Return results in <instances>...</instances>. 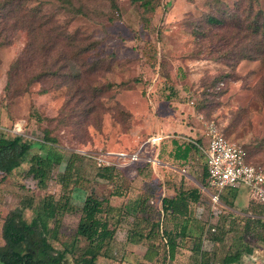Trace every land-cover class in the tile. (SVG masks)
<instances>
[{"label": "rangeland", "instance_id": "rangeland-1", "mask_svg": "<svg viewBox=\"0 0 264 264\" xmlns=\"http://www.w3.org/2000/svg\"><path fill=\"white\" fill-rule=\"evenodd\" d=\"M69 1L85 13H77L68 0L27 3L53 18L51 26L58 43L48 53L40 52V36L35 42L33 33L22 25L0 21V133L10 136L6 129L19 122L23 140L32 143L22 163L0 183V246L4 244L1 229L8 212L29 202L36 206L48 196L59 202L68 197L69 208L55 215L60 223L56 239L49 238L58 249L71 244L88 194L107 197L117 188L121 196L119 200L113 198L117 206L134 208L137 184L129 182V170L120 169L124 167L116 166V159L111 157L109 166L116 171V177L107 181L97 173L102 166L96 158L138 148L147 158L144 148L152 128L161 121H176L178 117L172 116V111H180L182 120L197 128L199 140L207 141V127L212 122L227 138L243 146L248 163L264 170V44L251 34L229 44L232 27L237 23L232 20L233 26L229 27V16L223 28L205 22L207 15L219 16L227 10L246 26L258 10L264 12V0H156L152 11L131 0ZM44 30L40 31L44 34ZM68 34L77 36L79 47L90 42L82 39L84 36L97 42L96 47L76 59L86 63V74L69 58V83L47 77L30 79L33 70L45 68L53 61L52 55L59 56ZM34 47L36 57L28 68L13 71V64L23 61L27 50ZM243 47L256 51L258 58L235 64L229 51ZM70 48L73 51L67 52L72 56L76 51ZM93 63L96 69H91ZM79 85L97 87L99 92L94 97L85 94L82 101L78 95L70 100ZM88 111L90 116L83 118ZM46 131L55 139L52 150L63 160L52 167L45 186L40 187L28 174L29 158L49 150L43 142ZM71 153L76 157L62 184L59 175ZM200 157L204 161V155ZM119 174H123L122 179ZM205 186L212 191L209 184ZM234 192L233 196V192L224 190L223 200L215 209L208 195L202 193L193 226L195 235L186 240V246L199 243L208 252V264H221L223 256L235 247L244 252L239 264H264V243L253 221H264V210L254 205L245 186L240 185ZM22 212L28 221L34 216L31 207H23ZM131 220L128 217L117 230L110 256L97 258V264L142 262V258L131 256L133 252L124 242L125 226ZM56 222L49 220L48 225L53 227ZM211 227L215 230L211 231ZM85 245V240L79 238L74 253L66 255V264H75L74 256ZM246 246L251 248L249 253L244 251ZM193 261L191 251L184 249L164 264H194Z\"/></svg>", "mask_w": 264, "mask_h": 264}, {"label": "trees", "instance_id": "trees-1", "mask_svg": "<svg viewBox=\"0 0 264 264\" xmlns=\"http://www.w3.org/2000/svg\"><path fill=\"white\" fill-rule=\"evenodd\" d=\"M29 0H0V21L5 20L4 24L11 25L19 24L24 29L33 33L32 40L41 38L40 52L48 53L57 47L58 37L54 34L53 18L50 15L40 13L41 10L36 7H28ZM139 2L143 9L152 11L156 6V0H131ZM68 5L73 7L77 13L84 14L81 7L74 8L73 4L68 0ZM225 11V12H224ZM223 14L219 16L207 15L205 22L210 25L223 28L226 25V17L229 16V27L233 26L232 20H236L234 29L231 30L232 36L229 38V44L235 39H242L244 36L251 34L254 38H259L264 44V12L258 10L250 20L243 26L239 22L235 13H230L227 10L221 11ZM228 12V13H227ZM231 20V21H230ZM42 28L44 34L40 31ZM231 28V29H232ZM65 32V31H63ZM66 33V32H65ZM36 34L38 35L36 38ZM69 35V34H68ZM66 42L63 43L62 52L57 58L53 55L50 57L53 61L47 63L39 71L31 72L30 79L40 80L44 77L58 81V83L67 84L70 82V76L67 73L66 61L71 58L79 64L84 74H86V63L78 62L77 57L82 53L96 47L97 42L91 40L89 36H84L82 39L90 40L87 44H82L79 47V42L76 35L65 37ZM31 44V42H30ZM32 44L34 42L32 41ZM74 48L76 53L72 56L68 55L67 50ZM73 51V50H72ZM260 51L261 50H257ZM36 49H28L23 61L17 60L12 70L27 69L30 61L35 58ZM258 54L252 49L240 48L237 51H229V57L235 59V64L243 59H255ZM77 59V60H76ZM91 69H96L95 64ZM48 80V81H51ZM47 91V88L42 90ZM99 92L97 87L79 85L76 88V94L71 96V99L78 95L80 101L86 98L87 93L93 97ZM94 99V98H93ZM91 111L85 115L90 116ZM47 132V131H46ZM10 133V132H9ZM4 135L0 133V183L3 181L6 174L11 173L18 167L32 143L23 140L21 134ZM227 137V136H226ZM200 141V140H198ZM44 143L49 145V150L45 154L35 153L29 158L28 174L36 181L37 185L44 187L46 180L54 165L62 162V155L52 150V145L55 139L45 134ZM42 142V143H43ZM43 143V145H44ZM203 147L205 145H202ZM246 152V151H245ZM75 154L71 153L65 161V169L59 175V181L64 184L68 173L71 171L74 163ZM247 160V158H246ZM202 185H207V173L205 161H202ZM98 175L107 181L113 180L116 176V171L112 167H102L98 170ZM206 187V186H205ZM237 188H228L229 192H233ZM227 190V189H225ZM224 192V191H223ZM220 195V201L223 200L224 194ZM113 195H119L118 189L113 190ZM199 198V193L196 189L188 192L177 193L174 198H163L161 209L163 215L161 217L160 210L150 203L149 198L139 197L134 206V214L131 217V225L124 230L125 242L133 244H142L145 247V253L142 256V262L139 264H164L165 260L173 261L176 258L178 250L186 249L191 251L194 264H208L210 258L208 252L200 248V244L193 242L191 247L186 246V240L195 235L192 229L188 228V223L176 222L173 226L168 225V220L175 217L181 210L186 209L189 203H196ZM257 207L264 210V205L252 200ZM191 205V204H190ZM31 207L34 216L28 221L23 216L22 208ZM69 208L68 197L65 201H54L51 196L43 198L36 206L29 204L21 205L14 208L6 215L2 224L1 236L4 244L0 246V264H66V255L73 254L75 244L79 238H83L86 245L81 249L80 253L74 256L75 264H97V258L110 256V247L117 230L127 221L129 214L123 211L120 207L110 204L107 197H101L96 194H88L80 208L81 216L77 223L73 240L69 246H64L62 249L56 248L49 238L56 239L60 223L56 222L55 215ZM192 212V208L190 210ZM189 219V216H187ZM49 220L56 222L55 226H49ZM258 227L260 239L264 243V221L257 218L253 220ZM161 227V232H160ZM195 243V244H194ZM244 251L249 253L251 248L244 247ZM243 250L235 247L233 251L225 254L221 260V264H239ZM162 258V259H161Z\"/></svg>", "mask_w": 264, "mask_h": 264}, {"label": "crops", "instance_id": "crops-1", "mask_svg": "<svg viewBox=\"0 0 264 264\" xmlns=\"http://www.w3.org/2000/svg\"><path fill=\"white\" fill-rule=\"evenodd\" d=\"M170 114H172V116L177 115L176 117L178 118L176 121H161L156 127L152 128L151 136L159 134L166 137L155 144H145L144 149H147L148 152L147 158L141 156L138 160L139 162L133 167L129 165L134 163H130L128 165H123L122 167L124 168L120 169L123 171L124 169L129 170V182H135L137 184L136 189L134 190L137 193V197L139 198L145 195V197L149 198L150 203L160 210L161 217L163 215L161 209L163 198L171 199L174 198L177 193H186L190 190L196 189L199 193L198 201L196 203L191 202L187 205V214H184L186 213V209H184L176 214L175 217L168 220L169 226H173L176 222H182L183 224L187 222L188 228L194 231L193 226L195 218H197V210L202 193H205L209 197V192H211L207 187L202 185V168L200 169L199 167L202 163V157H200L202 155L201 147H203L202 145L206 146L207 141L203 138L198 141L200 139L198 137L200 136L197 135V128L185 123L182 120L183 115L180 111H172ZM122 175L120 176L119 174L121 179ZM248 195H250L249 192ZM107 198H109L111 205L117 206L113 198L119 200L121 196L110 195L107 196ZM117 207L126 211L129 214L130 219L135 212V208L128 210V207L125 208V206ZM191 208L192 212L190 211ZM187 216H189V219H187ZM130 225L131 223L125 227L128 228ZM125 243L126 248L133 252L131 256H134V258H142L145 253L144 245L128 242Z\"/></svg>", "mask_w": 264, "mask_h": 264}, {"label": "built area", "instance_id": "built-area-1", "mask_svg": "<svg viewBox=\"0 0 264 264\" xmlns=\"http://www.w3.org/2000/svg\"><path fill=\"white\" fill-rule=\"evenodd\" d=\"M12 134H21L22 126L15 122L7 129ZM207 144L201 147L206 165L207 183L212 189L209 199L212 209L221 204L220 195L225 189L245 186L250 197L264 205V170L253 166L246 160V152L241 144L227 138L211 122L207 127ZM166 136H150L145 143L155 144ZM141 148L133 152H109L96 158L99 166L112 164L109 158L114 157L116 166L135 163L141 158ZM211 231L215 228L211 227Z\"/></svg>", "mask_w": 264, "mask_h": 264}]
</instances>
